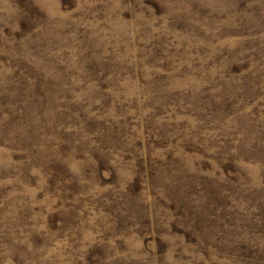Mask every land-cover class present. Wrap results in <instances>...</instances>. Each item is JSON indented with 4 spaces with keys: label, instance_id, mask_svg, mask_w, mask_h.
<instances>
[{
    "label": "rangeland",
    "instance_id": "1",
    "mask_svg": "<svg viewBox=\"0 0 264 264\" xmlns=\"http://www.w3.org/2000/svg\"><path fill=\"white\" fill-rule=\"evenodd\" d=\"M0 264H264V0H0Z\"/></svg>",
    "mask_w": 264,
    "mask_h": 264
}]
</instances>
